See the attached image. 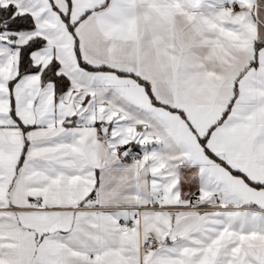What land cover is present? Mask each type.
I'll use <instances>...</instances> for the list:
<instances>
[{
    "label": "snow or ice",
    "instance_id": "1",
    "mask_svg": "<svg viewBox=\"0 0 264 264\" xmlns=\"http://www.w3.org/2000/svg\"><path fill=\"white\" fill-rule=\"evenodd\" d=\"M0 264H264V0H0Z\"/></svg>",
    "mask_w": 264,
    "mask_h": 264
}]
</instances>
